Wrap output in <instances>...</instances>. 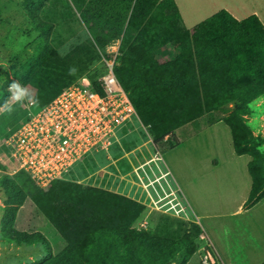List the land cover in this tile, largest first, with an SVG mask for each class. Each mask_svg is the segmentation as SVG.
Segmentation results:
<instances>
[{
    "label": "trees",
    "instance_id": "16d2710c",
    "mask_svg": "<svg viewBox=\"0 0 264 264\" xmlns=\"http://www.w3.org/2000/svg\"><path fill=\"white\" fill-rule=\"evenodd\" d=\"M71 2L90 40L62 57L47 40L40 39L33 57L17 70L22 85L38 101L35 109L46 106L89 71L85 77L103 94L104 59L111 57L105 49L117 41L114 72L156 146L170 142L176 130L216 108L233 104L238 113L264 96V28L256 16L239 22L221 11L189 31L174 0ZM37 23L35 29H52ZM71 67L77 69L74 75L68 74ZM245 79L250 82L239 84ZM202 106L210 110L201 112ZM222 121L232 132L236 154L248 155L234 123ZM249 173L252 190L246 207L264 198L259 159L250 161ZM14 176L5 182L10 222L4 225L3 240L44 244L51 256L41 264H170L176 253L185 250L191 257L197 250L202 230L195 222L161 215L153 232H138L132 226L146 208L133 200L69 182H56L42 190L24 172ZM27 198L66 242L58 255H52L41 233L15 229L16 211Z\"/></svg>",
    "mask_w": 264,
    "mask_h": 264
},
{
    "label": "rangeland",
    "instance_id": "374dc122",
    "mask_svg": "<svg viewBox=\"0 0 264 264\" xmlns=\"http://www.w3.org/2000/svg\"><path fill=\"white\" fill-rule=\"evenodd\" d=\"M174 1L180 8L187 30L192 31L202 23L200 16L203 15V11L188 7L182 0ZM79 17V12L75 10L71 0H0V139L9 137L11 132H16L28 114L24 107L26 102L10 99L9 85L13 81H18L22 85L17 70L33 57L40 39L47 40L62 57H66L73 49L90 40V34ZM36 20L37 24L41 22L44 25H51L52 29H35ZM114 44L108 45L105 51H109ZM88 73L90 71L83 76ZM249 82L245 79L239 81V84ZM28 92L32 95L30 91ZM37 110L35 107L31 108L32 112ZM209 110L205 106L201 108V112ZM228 119L234 123L238 139L246 143L251 159L260 160L264 173V143L260 142L261 138L264 139V96H261L238 113L233 104L216 108L212 113L177 130L175 132L177 139L159 145L176 188L181 189L178 185L179 180H187L188 173L192 174L195 164L212 159L219 161L229 159L234 149L231 132L223 122H219ZM130 129L126 137L114 144L107 152L90 154L84 163L73 169L69 180L81 181L99 171L100 173L90 178L88 182L94 180L93 187L103 190L109 188L105 185L107 181V184H110L116 178L127 174H129L128 179L136 180L131 174L133 166H137L145 157H149L146 149H150V146L145 145L134 154L130 152L139 145L146 144L149 140V132L138 119H134ZM125 154L129 156L125 157ZM235 159L246 161L249 157ZM113 160H118L116 161L118 163L114 165ZM117 169L118 174H116ZM2 170L0 169V264H41L51 256L47 253L44 244L18 245L3 240L4 225L10 222V216L5 211L10 203L5 182L7 178L12 180L16 176L6 175ZM112 174L115 178L109 181L112 179ZM182 192L184 194V191ZM141 199L145 200V197L142 196ZM189 211L190 214H194L192 209L189 208ZM160 217V214L155 211L152 213L146 208L133 224L132 230L151 233L155 230ZM138 222H144V226H140ZM14 226L20 232L44 235L53 256L58 255L66 247L64 239L30 198H27L24 205L17 209ZM231 238L236 244L238 256L244 259L239 261V264H264V261L260 262L264 259V229L255 230L252 234L247 229L235 230L231 233ZM201 244L202 241L197 240V250L191 257L185 250L176 253L171 257L170 264H201ZM231 245L233 247L232 243ZM214 255L217 257L215 252Z\"/></svg>",
    "mask_w": 264,
    "mask_h": 264
},
{
    "label": "built area",
    "instance_id": "2783aa9c",
    "mask_svg": "<svg viewBox=\"0 0 264 264\" xmlns=\"http://www.w3.org/2000/svg\"><path fill=\"white\" fill-rule=\"evenodd\" d=\"M119 46L120 43H115L108 51L110 59H104L107 72L100 79L103 94L84 77L36 112L31 111L35 103L22 101L26 102L24 107L28 111L25 121L16 132L0 139V167L6 175L24 172L42 190H48L56 182L94 186V180L88 181L99 171L76 182L69 180L73 169L90 154L107 152L126 137V132L121 135L133 126L134 119L139 120L129 94L114 72ZM145 145L150 146L149 157L133 166L131 174L136 180L128 179L129 174L114 180L112 174L109 181H114L105 183L109 186L107 190L145 206L152 213L194 222L190 205L181 189L176 188L151 134ZM130 153L134 154L135 150ZM116 161L112 163L115 165ZM143 223L138 222L140 226ZM200 240L201 264H222L214 255L210 241L204 235Z\"/></svg>",
    "mask_w": 264,
    "mask_h": 264
},
{
    "label": "crops",
    "instance_id": "0c3cea01",
    "mask_svg": "<svg viewBox=\"0 0 264 264\" xmlns=\"http://www.w3.org/2000/svg\"><path fill=\"white\" fill-rule=\"evenodd\" d=\"M182 1L188 7L203 11V15L200 16L202 21L200 25L215 14L226 11L239 22L256 16L264 28V0ZM178 9L184 24L185 20L180 8ZM219 122L224 123V121ZM129 130L131 129L126 130V133ZM175 132L171 139H177ZM143 146L139 145L134 149L135 152L143 149ZM149 150V148L146 149L147 156ZM244 156H248L249 159L246 161H236L235 159H241ZM251 160L249 155L238 156L234 148L228 160L212 159V161L195 164L192 174L188 173V179H180L178 182L194 213L192 220L200 226L202 235L210 241L217 257L223 264H239V261L244 260L238 256L236 244L231 238L232 232L247 229L252 234L255 230L264 229V198L256 204L246 207L252 190V178L249 173ZM263 261L264 259L260 262Z\"/></svg>",
    "mask_w": 264,
    "mask_h": 264
},
{
    "label": "clouds",
    "instance_id": "9594fccd",
    "mask_svg": "<svg viewBox=\"0 0 264 264\" xmlns=\"http://www.w3.org/2000/svg\"><path fill=\"white\" fill-rule=\"evenodd\" d=\"M77 69L75 67L69 68V75H74ZM8 91L11 93V100L16 102H22L28 100L32 103H38L33 97L30 96L28 89L22 86L18 81H13L9 87Z\"/></svg>",
    "mask_w": 264,
    "mask_h": 264
}]
</instances>
